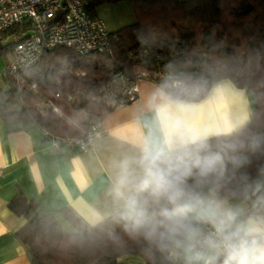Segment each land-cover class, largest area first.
Segmentation results:
<instances>
[{
    "label": "trees",
    "instance_id": "16d2710c",
    "mask_svg": "<svg viewBox=\"0 0 264 264\" xmlns=\"http://www.w3.org/2000/svg\"><path fill=\"white\" fill-rule=\"evenodd\" d=\"M120 0H89L87 11ZM135 21L110 33L109 52L78 54L65 46L46 50L32 65L2 74L0 119L10 127L33 125L52 137L77 138L112 108L133 101L128 86L143 78L183 101L203 99L222 79L254 98L248 124L206 138L215 151L236 145L225 157L223 198L246 201L240 210L264 215V0H128ZM21 26L0 35V56L12 50ZM18 32V33H19ZM9 39V41H8ZM6 42V43H4ZM137 96V95H136ZM25 219L16 238L31 264H120L137 254L146 264H171L169 251L136 233L117 211L87 225L71 210L62 229L53 213L17 192L8 202Z\"/></svg>",
    "mask_w": 264,
    "mask_h": 264
},
{
    "label": "crops",
    "instance_id": "0c3cea01",
    "mask_svg": "<svg viewBox=\"0 0 264 264\" xmlns=\"http://www.w3.org/2000/svg\"><path fill=\"white\" fill-rule=\"evenodd\" d=\"M136 84L137 98L98 119L103 133L85 151L56 149L43 140L36 126L10 127L0 119V264H31L25 246L15 235L25 219L8 208L17 192L34 200L42 212L53 213L67 232L74 231V227L62 215V208L71 210L87 225L117 211L126 213L124 202L113 191L119 166L125 159L139 156L145 138L161 137V108L167 107L170 115L181 116L209 138L245 127L254 104L248 89L238 88L228 79L219 80L203 99L192 102L170 96L147 79L141 78ZM177 104L189 111L178 113ZM224 199L238 210L248 205L246 201ZM170 255L171 264H182V254ZM119 261L146 264L137 254H124Z\"/></svg>",
    "mask_w": 264,
    "mask_h": 264
},
{
    "label": "clouds",
    "instance_id": "9594fccd",
    "mask_svg": "<svg viewBox=\"0 0 264 264\" xmlns=\"http://www.w3.org/2000/svg\"><path fill=\"white\" fill-rule=\"evenodd\" d=\"M159 118L161 137L145 138L139 156L119 166L113 191L125 219L145 240L182 254V264H264V215L244 216L221 196L225 157L237 146L213 151L206 132L167 107Z\"/></svg>",
    "mask_w": 264,
    "mask_h": 264
},
{
    "label": "built area",
    "instance_id": "2783aa9c",
    "mask_svg": "<svg viewBox=\"0 0 264 264\" xmlns=\"http://www.w3.org/2000/svg\"><path fill=\"white\" fill-rule=\"evenodd\" d=\"M89 0H0V35L11 27L21 26L9 51L5 70L14 72L35 63L48 49L65 46L78 54L109 52L110 31L99 16L87 11ZM7 38H0L4 41ZM137 81L126 89L129 99L138 95ZM103 133L99 120L92 122L77 138L52 137L54 148L85 151Z\"/></svg>",
    "mask_w": 264,
    "mask_h": 264
},
{
    "label": "rangeland",
    "instance_id": "374dc122",
    "mask_svg": "<svg viewBox=\"0 0 264 264\" xmlns=\"http://www.w3.org/2000/svg\"><path fill=\"white\" fill-rule=\"evenodd\" d=\"M96 14L104 20L108 30L111 32L135 21V16L128 0H120L115 3L101 4L96 7ZM9 56V52L5 57L0 56V73L6 67ZM0 88H4L2 79L0 80Z\"/></svg>",
    "mask_w": 264,
    "mask_h": 264
}]
</instances>
